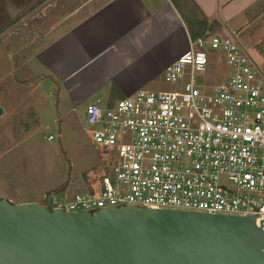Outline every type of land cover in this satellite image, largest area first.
<instances>
[{
  "label": "built area",
  "instance_id": "obj_1",
  "mask_svg": "<svg viewBox=\"0 0 264 264\" xmlns=\"http://www.w3.org/2000/svg\"><path fill=\"white\" fill-rule=\"evenodd\" d=\"M163 81L172 89L85 106L107 162L91 180L68 176L42 205L251 215L264 232V72L235 38L214 34L189 40Z\"/></svg>",
  "mask_w": 264,
  "mask_h": 264
},
{
  "label": "crops",
  "instance_id": "obj_2",
  "mask_svg": "<svg viewBox=\"0 0 264 264\" xmlns=\"http://www.w3.org/2000/svg\"><path fill=\"white\" fill-rule=\"evenodd\" d=\"M203 20L207 27L217 24L204 36L235 38L264 69V0H90L72 16L69 26L51 34L28 67L39 73V90L46 96L55 89L56 100L63 93L75 107L89 96L102 95L98 100L102 107L112 106L163 78L165 67L186 50L191 40L188 26ZM35 97L44 98L40 94ZM23 102L22 108L30 99L23 96ZM1 108L0 121L6 116L9 120L10 111ZM33 133L29 131L25 137ZM7 134L1 136L0 145L7 143ZM16 141L3 148L6 152L0 153L1 160L8 157ZM10 163L6 160L3 166L7 168ZM63 182L43 189L40 200L33 190H27L30 196L20 204L42 205L44 196Z\"/></svg>",
  "mask_w": 264,
  "mask_h": 264
},
{
  "label": "water",
  "instance_id": "obj_3",
  "mask_svg": "<svg viewBox=\"0 0 264 264\" xmlns=\"http://www.w3.org/2000/svg\"><path fill=\"white\" fill-rule=\"evenodd\" d=\"M255 217L136 206L69 213L1 198L0 264H264Z\"/></svg>",
  "mask_w": 264,
  "mask_h": 264
},
{
  "label": "rangeland",
  "instance_id": "obj_4",
  "mask_svg": "<svg viewBox=\"0 0 264 264\" xmlns=\"http://www.w3.org/2000/svg\"><path fill=\"white\" fill-rule=\"evenodd\" d=\"M23 1L0 0V106L12 115L9 120L6 116L0 121V138L6 132L11 138L0 145V153L6 152L3 148L10 146L13 139L17 140L8 157L0 159V199H10L13 204L25 201L29 190L40 200L43 189L60 185L68 176L75 183L84 178L91 180L107 162V157L94 149L84 120L85 106L96 103L102 95L89 96L74 107L63 93L56 100L55 89H50L47 96L41 93L40 75L28 67L33 56L50 41L51 34L69 26L72 16L90 0H39L30 9L14 6L18 2L25 5ZM10 19L12 25H8ZM146 89L172 88L159 78ZM37 94L44 98L37 99ZM23 96L30 102L22 108ZM13 131L15 135L11 134ZM29 131L34 133L25 137ZM49 135L54 137L53 141H47ZM6 160L11 162L7 168L3 166Z\"/></svg>",
  "mask_w": 264,
  "mask_h": 264
},
{
  "label": "trees",
  "instance_id": "obj_5",
  "mask_svg": "<svg viewBox=\"0 0 264 264\" xmlns=\"http://www.w3.org/2000/svg\"><path fill=\"white\" fill-rule=\"evenodd\" d=\"M217 26V24L212 23L210 27H207V23L205 20L202 22L195 23L194 26H188L189 35L192 41L201 38L204 36V33L209 31H213V29Z\"/></svg>",
  "mask_w": 264,
  "mask_h": 264
},
{
  "label": "flooded vegetation",
  "instance_id": "obj_6",
  "mask_svg": "<svg viewBox=\"0 0 264 264\" xmlns=\"http://www.w3.org/2000/svg\"><path fill=\"white\" fill-rule=\"evenodd\" d=\"M23 2H26L25 5H23L22 3H21L22 5H20L19 2L17 3V5L20 6V7H21V6H23V7L28 6V8L30 9V6H33V5L35 4L36 1H34V0H24ZM16 11H20V9H18V10H16ZM28 12H30V11H28ZM17 13H18V12H17ZM11 21H12V20H11ZM12 23H13V21H12ZM11 25H12V24H11Z\"/></svg>",
  "mask_w": 264,
  "mask_h": 264
}]
</instances>
